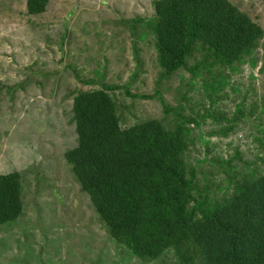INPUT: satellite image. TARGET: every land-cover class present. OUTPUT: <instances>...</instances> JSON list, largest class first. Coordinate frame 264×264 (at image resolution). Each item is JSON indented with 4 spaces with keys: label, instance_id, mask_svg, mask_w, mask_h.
I'll return each instance as SVG.
<instances>
[{
    "label": "rangeland",
    "instance_id": "obj_1",
    "mask_svg": "<svg viewBox=\"0 0 264 264\" xmlns=\"http://www.w3.org/2000/svg\"><path fill=\"white\" fill-rule=\"evenodd\" d=\"M27 1L0 0V175H21L23 200L0 226V264H183L174 250L139 258L110 235L65 157L78 145L74 98L106 84L123 129L183 124L187 167L219 203L264 175V34L235 66H200L196 51L167 74L149 26L157 0H49L36 15ZM230 1L264 33V0ZM127 92H159L168 111Z\"/></svg>",
    "mask_w": 264,
    "mask_h": 264
},
{
    "label": "trees",
    "instance_id": "obj_2",
    "mask_svg": "<svg viewBox=\"0 0 264 264\" xmlns=\"http://www.w3.org/2000/svg\"><path fill=\"white\" fill-rule=\"evenodd\" d=\"M48 3L28 0V14L44 13ZM149 26L167 74L186 68L196 51L200 66H235L264 34L230 0H157ZM112 88L75 96L78 145L65 154L112 238L142 259L174 250L183 264L196 255L207 264H264V175L237 180L228 199L209 203L183 157L187 128L152 119L123 129ZM132 96L158 98L168 111L159 92ZM22 211L21 175H0V226Z\"/></svg>",
    "mask_w": 264,
    "mask_h": 264
}]
</instances>
